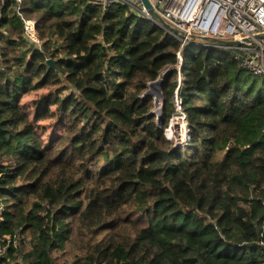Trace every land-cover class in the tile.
<instances>
[{"label":"trees","instance_id":"trees-1","mask_svg":"<svg viewBox=\"0 0 264 264\" xmlns=\"http://www.w3.org/2000/svg\"><path fill=\"white\" fill-rule=\"evenodd\" d=\"M180 47L123 2L0 0V264H264V77Z\"/></svg>","mask_w":264,"mask_h":264},{"label":"built area","instance_id":"built-area-1","mask_svg":"<svg viewBox=\"0 0 264 264\" xmlns=\"http://www.w3.org/2000/svg\"><path fill=\"white\" fill-rule=\"evenodd\" d=\"M10 0H1L5 6ZM21 3V0H13ZM164 23L151 18L141 0H98L97 4L107 9L123 2L132 10L154 22L167 34L181 42L177 53L179 63L185 60L189 47H213L231 51V58L238 61L248 72L264 77V0H149ZM25 35L40 46L36 24L25 21ZM200 37H213L228 41L251 42L234 47L202 43ZM177 114L165 129L166 138L177 146L188 140L189 126L182 111L178 92L175 93Z\"/></svg>","mask_w":264,"mask_h":264},{"label":"water","instance_id":"water-1","mask_svg":"<svg viewBox=\"0 0 264 264\" xmlns=\"http://www.w3.org/2000/svg\"><path fill=\"white\" fill-rule=\"evenodd\" d=\"M141 2L143 3L145 9L147 10V12L149 13V15L151 16L152 19L160 22V23H164V20L162 19V17L154 10V7L152 6V4L150 3L149 0H141ZM256 39H262L264 40V35H257L255 37ZM201 40L206 41L207 43H211L213 45H220V46H224V47H234V46H239L242 45L243 42L245 43H249L251 42V39L246 38L244 39L243 42L241 41H228V40H221L218 38H213V37H200ZM48 63L53 67L56 68L55 62L53 61H48ZM163 82V79H159L158 81L154 82L153 84H151V89L156 88V87H160L161 84ZM147 95H151V91L149 90L147 92ZM155 112V111H154ZM156 114H158L159 116L161 115V112H155ZM159 121V120H158Z\"/></svg>","mask_w":264,"mask_h":264},{"label":"rangeland","instance_id":"rangeland-1","mask_svg":"<svg viewBox=\"0 0 264 264\" xmlns=\"http://www.w3.org/2000/svg\"><path fill=\"white\" fill-rule=\"evenodd\" d=\"M91 1H96V0H91ZM201 41H202V43L204 42V44H208L206 41H203V40H201ZM254 78L255 77H252V80ZM179 80H182V76H180V75H179ZM258 81L261 83V90L264 93V78H259ZM149 90L151 91V95L150 96H153L154 101H155V112H158V111L161 112L162 107H163V98L164 97L162 95V92L160 90V87H156L154 89L153 88L151 89V86H150V89ZM46 93H47V91H40L38 93H32V94L26 96L24 98V101L23 102L32 107V102L40 99V96L43 95V94H46ZM68 246L71 248V244H68ZM59 258H60V256H59ZM71 259L72 258H71L70 253L67 254V255H65V256H62L60 258L61 262L66 261V260H71Z\"/></svg>","mask_w":264,"mask_h":264},{"label":"crops","instance_id":"crops-1","mask_svg":"<svg viewBox=\"0 0 264 264\" xmlns=\"http://www.w3.org/2000/svg\"><path fill=\"white\" fill-rule=\"evenodd\" d=\"M96 1H98V0H96Z\"/></svg>","mask_w":264,"mask_h":264}]
</instances>
